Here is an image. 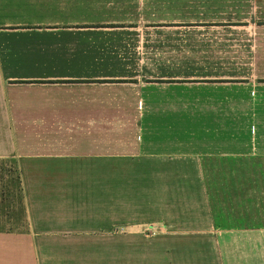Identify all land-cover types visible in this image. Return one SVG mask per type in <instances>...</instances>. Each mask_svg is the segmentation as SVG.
Wrapping results in <instances>:
<instances>
[{
	"label": "crops",
	"instance_id": "1",
	"mask_svg": "<svg viewBox=\"0 0 264 264\" xmlns=\"http://www.w3.org/2000/svg\"><path fill=\"white\" fill-rule=\"evenodd\" d=\"M180 149L264 171V0H0V158L130 171L195 157ZM168 218L147 245L79 229L42 264H264V213Z\"/></svg>",
	"mask_w": 264,
	"mask_h": 264
},
{
	"label": "rangeland",
	"instance_id": "2",
	"mask_svg": "<svg viewBox=\"0 0 264 264\" xmlns=\"http://www.w3.org/2000/svg\"><path fill=\"white\" fill-rule=\"evenodd\" d=\"M94 152L98 158L109 154L107 148ZM181 152L195 157L175 165H133L141 169L130 171L25 172L17 157L0 158V264H19L18 255L26 254L21 251L28 244H35L39 264L49 256L68 255L45 252L42 245L59 248L52 244L68 241L84 228L94 227V244L100 248L107 247L108 235L120 241L131 234L132 242L139 235L147 245L154 243L155 228L179 222L168 217L205 211L264 213V171L246 170L249 164H206L199 149ZM107 163L94 162L99 167ZM108 254L98 251L94 257Z\"/></svg>",
	"mask_w": 264,
	"mask_h": 264
}]
</instances>
